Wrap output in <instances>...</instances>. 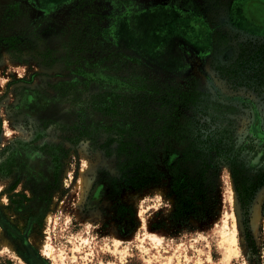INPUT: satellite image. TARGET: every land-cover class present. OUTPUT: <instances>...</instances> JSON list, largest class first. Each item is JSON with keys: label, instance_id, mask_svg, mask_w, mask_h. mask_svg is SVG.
Listing matches in <instances>:
<instances>
[{"label": "rangeland", "instance_id": "1", "mask_svg": "<svg viewBox=\"0 0 264 264\" xmlns=\"http://www.w3.org/2000/svg\"><path fill=\"white\" fill-rule=\"evenodd\" d=\"M236 1L107 0L106 18L162 7L206 24L207 48L163 66L125 28H66L35 0H0V264H264V36L233 26ZM123 89L168 103L135 124L98 111ZM117 126L161 142L206 192L202 215L173 221L165 163L160 182L124 184L106 147Z\"/></svg>", "mask_w": 264, "mask_h": 264}, {"label": "flooded vegetation", "instance_id": "2", "mask_svg": "<svg viewBox=\"0 0 264 264\" xmlns=\"http://www.w3.org/2000/svg\"><path fill=\"white\" fill-rule=\"evenodd\" d=\"M106 1L35 0V3L43 13L53 18L63 16L65 19L66 16H69L67 20L70 19L69 24L73 25V27L64 22L66 28H118L119 32V28H125V30L123 29V36L129 45L150 61L163 66H175V63L179 61L178 58L183 48L188 50L189 53L192 50L200 51L207 48L209 41L207 26L195 14H185V12L179 11L178 9L150 7L145 10H140L137 13L124 14L125 19H119L120 17L116 19L111 17L106 18L104 9L106 7L104 5ZM118 1L116 0V2ZM79 11H81L84 20L81 26H79V22H74L76 19L79 20V17L73 16L79 15ZM230 20L235 28H239L251 35L264 36V0L236 1L230 10ZM119 32L115 33V35L119 36ZM107 33L108 35L105 34V36H110L109 31ZM133 83L131 81L129 85L132 89H135ZM137 90L140 91L142 89L136 88L134 91ZM121 91V94L111 103L99 104L98 111L105 116H113L118 119L130 118L135 124L140 117H138L136 112L133 113L134 111L132 109L134 105L129 104L122 107L119 99L121 96H124L123 91L125 89ZM127 96L141 98L135 93ZM168 96L166 95L164 97L168 99ZM114 131L117 133L118 139L111 140L106 147L109 149V152H107L108 155L112 156L113 153L118 161L116 149L118 148L119 141L120 139L128 138L125 137L126 132L123 131V127L115 128ZM131 131V136H134L136 130L131 129ZM121 132L122 135H120ZM129 140L135 141L134 139ZM114 144L116 148L112 149L111 147ZM164 161V169L169 171L167 158ZM119 174L124 184L127 183L122 177V174L120 172Z\"/></svg>", "mask_w": 264, "mask_h": 264}, {"label": "trees", "instance_id": "3", "mask_svg": "<svg viewBox=\"0 0 264 264\" xmlns=\"http://www.w3.org/2000/svg\"><path fill=\"white\" fill-rule=\"evenodd\" d=\"M154 101L160 103H168L166 97L156 100L139 97H124L121 96L119 102L122 107L125 105H134L132 111L136 112L139 119H144L149 113ZM122 135V132L120 133ZM161 142L157 139H146L143 142L137 143L129 139H120L117 151L118 170L122 174L124 180L133 186H147L151 183L160 182L165 174L161 170L164 160L160 159ZM172 145H167V147ZM194 147V146H193ZM168 150V149H165ZM194 151V152H192ZM196 150H191V157H196ZM198 157V156H197ZM190 158L192 161L193 159ZM198 159V158H196ZM168 169L172 174L174 182L172 183V194L176 196V208L173 213V221L176 224L184 225L188 223L191 217H198L203 213L200 209V201H203L202 196L206 192L188 189L185 177L181 179L180 165L177 163H168Z\"/></svg>", "mask_w": 264, "mask_h": 264}, {"label": "bare ground", "instance_id": "4", "mask_svg": "<svg viewBox=\"0 0 264 264\" xmlns=\"http://www.w3.org/2000/svg\"><path fill=\"white\" fill-rule=\"evenodd\" d=\"M85 180H88V179H84L82 178V181L83 183L82 184H85L87 181ZM81 181V182H82ZM89 182V181H88ZM90 183V182H89ZM85 186V185H84ZM87 186H88V183H87ZM82 187V186H81ZM86 187V186H85ZM88 188V187H87ZM229 243H230V246L232 247L231 249H233V253L236 255L237 254V250H235L236 246H237V242H236V233L232 235V238L229 240ZM231 253V252H230Z\"/></svg>", "mask_w": 264, "mask_h": 264}]
</instances>
